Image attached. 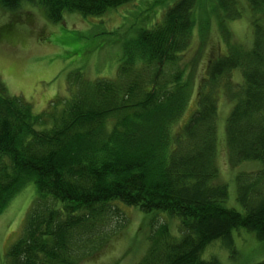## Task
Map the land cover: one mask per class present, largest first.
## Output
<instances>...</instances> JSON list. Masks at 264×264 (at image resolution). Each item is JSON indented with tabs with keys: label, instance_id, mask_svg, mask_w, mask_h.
Segmentation results:
<instances>
[{
	"label": "trees",
	"instance_id": "obj_1",
	"mask_svg": "<svg viewBox=\"0 0 264 264\" xmlns=\"http://www.w3.org/2000/svg\"><path fill=\"white\" fill-rule=\"evenodd\" d=\"M21 1L0 6L14 10ZM38 1L59 22L64 12L98 16L133 0ZM245 1L250 50L231 43L227 27L243 16L239 0H176L124 45L114 79L78 74L71 96L41 113L9 95L0 79V214L23 188L35 190L1 264H81L108 244L123 206L145 214L150 229L135 264H222L203 252L219 240L234 251L239 229L264 245V0ZM202 9L216 16L227 53L209 58L195 111L174 133L188 99L182 55ZM234 70L243 82L223 84ZM221 87L235 101L224 126L231 166L260 163L235 177L241 210L226 205L227 185L218 182ZM166 218L177 221L175 233Z\"/></svg>",
	"mask_w": 264,
	"mask_h": 264
},
{
	"label": "rangeland",
	"instance_id": "obj_2",
	"mask_svg": "<svg viewBox=\"0 0 264 264\" xmlns=\"http://www.w3.org/2000/svg\"><path fill=\"white\" fill-rule=\"evenodd\" d=\"M176 0H133L98 16H83L64 12L59 22L51 20L38 0H22L14 10L0 6V79L9 95L30 103L35 113H41L53 101L70 97L82 75L86 80L114 79L122 64L124 45L136 38L143 28H150L163 19L167 8ZM244 10L239 19L227 24L231 43L243 50L253 47L254 33L245 0H239ZM247 13V14H246ZM227 53L216 16L204 9L197 15L192 30L190 48L182 55L188 72L187 102L184 113L173 126L178 132L196 108L199 82L206 76L209 58ZM81 74V75H78ZM242 83L240 70L223 79ZM217 94V155L218 182L226 184V205L241 210L236 200L235 177L239 172H252L259 162H243L231 166L225 141V121L235 101L224 93ZM35 190L29 184L18 193L0 214V264L8 247L19 235L23 219ZM122 214L113 216L118 222L108 244L81 264H135L148 250L149 228L145 214L123 206ZM172 233L178 223L167 219ZM112 231V229L110 230ZM234 251L222 241L207 245L203 257L216 256L222 264H251L264 259V245L253 233L233 231Z\"/></svg>",
	"mask_w": 264,
	"mask_h": 264
}]
</instances>
